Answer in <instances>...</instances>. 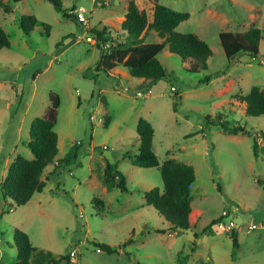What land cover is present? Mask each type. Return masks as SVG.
I'll return each mask as SVG.
<instances>
[{
	"label": "rangeland",
	"instance_id": "1",
	"mask_svg": "<svg viewBox=\"0 0 264 264\" xmlns=\"http://www.w3.org/2000/svg\"><path fill=\"white\" fill-rule=\"evenodd\" d=\"M63 1L67 9L73 4L92 8L89 25L65 17L45 0L11 3V12L0 9V27L11 41L9 48L0 50V188L8 155L11 162L18 154L33 158L27 146L32 119L46 113L51 92L61 99L55 126L59 152L43 173L48 179L44 191L8 210L0 190V264L17 262L16 229L27 232L37 248L32 264H49L51 258L66 255L70 261L59 264H180V259L187 264H264V187L259 183L264 180V115H247L245 104L234 98L253 86L264 89V0H137L148 10L159 2L190 13L176 31L196 33L213 51L208 68L192 72L194 59H183L166 47L158 58L167 76L154 83L132 76L122 66L111 71L118 78L106 73L94 78L101 48L90 30L107 26L114 40H124L121 24L130 0H97L93 6L90 0ZM24 14L39 20L29 35L20 27ZM43 23L50 27L48 32ZM254 26L263 35L259 58L240 54L229 60L219 34ZM163 40L155 30L146 39ZM111 42L109 49L114 48ZM206 77L209 81L202 82ZM138 91L143 94L137 96ZM8 98L11 115L4 106ZM29 102L20 126V113ZM219 116L254 135L224 132ZM140 118L155 129L153 146L160 161L176 158L195 168L192 225L181 234L169 231L165 218L146 205V190L164 188L160 169L136 166L125 156L138 151ZM63 158L70 164L56 167ZM107 161L126 176L127 192L105 186ZM95 197L105 202L104 208L96 206ZM224 210L229 217L222 215ZM239 215L240 245L233 257L231 232L219 224ZM217 219L220 223L211 225ZM159 227L168 231L158 233ZM102 243L117 252L99 250Z\"/></svg>",
	"mask_w": 264,
	"mask_h": 264
},
{
	"label": "trees",
	"instance_id": "2",
	"mask_svg": "<svg viewBox=\"0 0 264 264\" xmlns=\"http://www.w3.org/2000/svg\"><path fill=\"white\" fill-rule=\"evenodd\" d=\"M21 0H0V9L11 12V3ZM51 3L54 8L63 12L65 17H73L63 0H45ZM74 7V6H73ZM190 18V13L177 11L167 5L156 2L151 10L141 7L137 0H130L127 12L121 24V31L124 40H114L107 26L102 29H91L92 36L97 40V45L101 48L100 59L95 66V77L101 73L111 76V71L122 66L129 70L130 74L139 79H144L154 83L167 76V70L161 63L158 55L167 47L170 52L180 55L183 59H194L195 63L190 66L192 72L208 68V59L213 51L209 44L201 39L196 33H181L176 28ZM39 23L36 16L24 14L20 18V27L25 34H30ZM45 25L46 31L50 27ZM155 30L164 38L162 42L150 43L146 39L149 32ZM121 37V32H118ZM221 45L229 60H233L240 54H247L251 58L258 59L260 55V44L263 38L262 30L259 27H251L246 32L222 31L219 34ZM113 44L109 49V42ZM59 42L57 45L61 46ZM126 43L128 46L125 47ZM11 46L10 37L7 32L0 27V50ZM209 81L206 77L202 82ZM238 101L245 104V113L249 116L259 117L264 115V89L253 86L247 94H237L234 96ZM51 105L47 108L42 117H35L30 124V140L27 146L32 151L34 158L28 159L18 154L10 163L7 174L1 182V196L11 210L14 205L23 206L27 204L36 193L44 191L47 178L43 179L46 168L52 164L59 152L58 133L55 126L58 121V108L61 103L59 94L50 93ZM111 122V116L107 117V123ZM219 126L224 132L232 134L254 135L250 130L242 125H232L218 117ZM137 132L140 139L138 151L133 153L127 151L125 156H129L132 163L139 167H158L161 171L164 188L159 187L146 190L144 192L147 206L154 207L160 215L170 224L169 231L181 234L191 228L190 214L192 213V193L191 187L197 177L195 168L176 158H168L160 161L154 151L153 140L155 129L152 123L140 118L137 124ZM264 135V134H263ZM254 139V154L258 156V142ZM78 156L75 152L74 161ZM70 159H59L56 167L69 165ZM56 170V168H55ZM264 187V180H260ZM105 186L109 189L118 188L122 192H127V178L116 165L106 162L103 177ZM93 202L96 206L104 208L105 202L95 197ZM220 223V219L214 220L211 225ZM165 227L156 229L158 233H166ZM233 241L232 256L236 254L239 247V238L236 228L231 232ZM132 242L128 239L124 245ZM14 243L17 246V262L15 264H32L31 259L37 248L32 244L30 236L21 229L14 232ZM99 250L108 253L117 252V248L109 244H99ZM70 261L69 256H62L59 259L51 258L49 264H59L60 261ZM180 264H187L186 259H180Z\"/></svg>",
	"mask_w": 264,
	"mask_h": 264
},
{
	"label": "built area",
	"instance_id": "3",
	"mask_svg": "<svg viewBox=\"0 0 264 264\" xmlns=\"http://www.w3.org/2000/svg\"><path fill=\"white\" fill-rule=\"evenodd\" d=\"M90 1L92 3V6H93V5H95V3H96L97 0H90ZM73 6H72L71 9L68 10V13H70L71 15H73V17H75L76 20L80 24L85 25V26H88L89 23H90L92 8H89V7H87L84 4H79V5L78 4H73ZM89 39L91 40V38H89ZM124 90L125 91H130V88L125 87ZM173 90L176 91V88L174 86L171 87V91H173ZM136 94H137V96H141L143 93L141 91H138V92H136ZM260 136H261V139H262L263 136L261 134H260ZM254 137H256V135ZM257 142H258V140H257ZM104 148H106V146ZM222 215L225 216V217H229V212L226 211V210H224ZM235 219L234 218H230L228 220V222L220 223L219 224V228L220 229H223L225 231L232 232V230L234 228H236V226H237V222H236ZM70 255H71V258L72 259H75V257L77 256V252L75 250H73L70 253ZM73 264H75V263H73Z\"/></svg>",
	"mask_w": 264,
	"mask_h": 264
},
{
	"label": "crops",
	"instance_id": "4",
	"mask_svg": "<svg viewBox=\"0 0 264 264\" xmlns=\"http://www.w3.org/2000/svg\"><path fill=\"white\" fill-rule=\"evenodd\" d=\"M117 68V67H116ZM116 68H114V69H116ZM111 75L112 76H114V77H119V75L118 74H112L111 73ZM31 102V101H30ZM30 102L28 103V105L25 107V109L23 110V112H21L20 114H22V118H21V120H20V126H23V124H25V121H24V118H25V114L27 113V111L30 109V107H31V105H30ZM4 106H5V108L7 109V110H9L10 112H9V114L11 115V113H12V111H13V104H12V101H11V99H6L5 100V102H4ZM33 120V119H32ZM28 142V141H27ZM17 148H18V146L17 147H15V150H17ZM14 150V147L11 149V152ZM17 156V155H16ZM15 156V157H16ZM33 158H34V155H33ZM10 163H11V160H10V157H9V155L6 157V159H5V165H7L8 164V167H9V165H10ZM36 195V194H35ZM32 200V199H31ZM30 200V201H31ZM40 200V197L38 198V201Z\"/></svg>",
	"mask_w": 264,
	"mask_h": 264
},
{
	"label": "water",
	"instance_id": "5",
	"mask_svg": "<svg viewBox=\"0 0 264 264\" xmlns=\"http://www.w3.org/2000/svg\"><path fill=\"white\" fill-rule=\"evenodd\" d=\"M7 208H8V206H7ZM235 220L237 222V227L240 226L243 222V218L240 215L237 216Z\"/></svg>",
	"mask_w": 264,
	"mask_h": 264
},
{
	"label": "bare ground",
	"instance_id": "6",
	"mask_svg": "<svg viewBox=\"0 0 264 264\" xmlns=\"http://www.w3.org/2000/svg\"><path fill=\"white\" fill-rule=\"evenodd\" d=\"M193 214V212L190 214V216Z\"/></svg>",
	"mask_w": 264,
	"mask_h": 264
}]
</instances>
